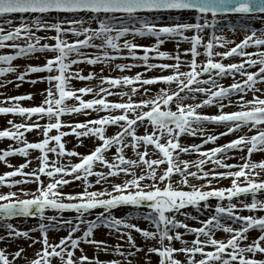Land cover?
<instances>
[{
    "label": "snow or ice",
    "instance_id": "snow-or-ice-1",
    "mask_svg": "<svg viewBox=\"0 0 264 264\" xmlns=\"http://www.w3.org/2000/svg\"><path fill=\"white\" fill-rule=\"evenodd\" d=\"M251 12L264 14V0H0L3 19L0 49L14 51V55H0V62L9 65L0 67V76L18 72L19 84L25 82L27 74L47 73L28 82L49 85L39 106H21V102L33 98L31 95L9 97V106H0V114L21 118L19 123L8 120L10 127L0 130V139L22 145L0 151V162L13 156L28 158L32 150L38 152L33 158L37 167L32 171L26 172L28 163H21L13 166L14 170L0 174V185L9 189H19L29 183L38 186L31 192L9 190L0 194V227L7 230L8 239L29 238L30 232L40 233L31 243L41 244L42 251L36 252V258L27 264H105L99 257L107 255L109 247L92 238L98 227L114 230L118 239L124 238L133 251L137 245L132 230L141 235L148 264H264V259L252 258L264 256V180L254 179L264 175V50L259 51L258 59L249 50L250 45L264 49V33L245 34L235 46H229L230 50L215 51L216 60L213 59L214 44L226 42L223 37L207 34V29L216 23L218 13ZM192 13L195 22L185 20ZM209 13L211 24L205 17ZM39 32L45 35H38ZM48 32L53 35L44 43ZM192 32L195 34L189 36ZM62 37H70L75 42ZM21 38L23 46L19 43ZM139 39L153 42L140 46ZM165 43H173L172 51L176 53L181 51L182 44L187 45L186 58L160 50ZM86 49L97 52L89 58ZM138 49L142 55L137 54ZM33 53L44 60L42 65L27 66L23 70L11 66L16 59ZM200 56L206 58L205 63H197ZM223 57L239 62H219ZM118 60L132 62L117 63ZM81 62L100 65L101 74L82 75L79 70L71 71ZM113 65L121 75L113 78L102 74ZM134 68L161 74L151 78H145L141 71L123 74ZM223 78H232L233 82L223 86L220 83ZM93 79L99 81L95 90L93 87L74 89L71 85L73 80ZM173 87L175 90H170ZM85 94H92L94 98L83 99ZM112 96L118 98L117 102L109 101L108 97ZM135 96L139 97L138 101L132 98ZM121 97L125 99L120 100ZM69 100L73 101L71 105ZM207 109L215 111L205 114ZM68 114L84 118L82 122L67 125L71 133L62 130L66 127L62 118ZM32 118L46 119L47 123H34ZM145 125L150 127L151 134L138 135L136 129ZM209 125L223 130L205 135ZM109 126H119V130L110 135L106 131ZM32 131L41 134L38 142H28L25 138V133ZM70 134L79 138L81 144L87 138L98 146L82 156L75 150L66 152L62 138ZM196 136L204 137V144L226 136L235 138L208 151H201L199 143H192L190 147L181 145L182 138ZM141 146L154 147L156 158L146 159L145 153L139 151L137 159H125L126 147L136 151ZM110 149L115 153L111 163L105 158ZM230 150L241 152L242 162L235 165L238 169L235 171L224 159ZM187 152L204 158L191 166L184 160L181 166L176 161L179 154ZM49 153L76 157L79 162L61 166L49 159ZM254 154L262 157L259 163L252 162ZM137 160L139 173L133 171ZM209 161L224 169L212 173L211 178L227 177L230 187L202 190L190 183V177L209 178V172L204 169ZM97 165L107 170V176L94 171ZM157 166H162V170L157 171ZM120 173L132 178L110 183V191L90 190L93 183L101 185L107 182V177L117 178ZM14 177L20 178L10 179ZM72 182H77L81 191L65 195L62 189ZM183 187L188 190H182ZM210 198L217 202L213 205ZM225 198L227 204L220 203ZM237 202L248 215L238 214ZM117 206H138V210L146 211L142 220L148 227L141 230L136 223L117 218L113 214ZM213 207L215 211L211 212ZM189 208L197 212L201 208L209 209L211 217L202 221V227H190L185 221L195 220L196 216L189 217ZM48 210L54 214L46 215ZM64 213L73 214L65 218ZM225 215L229 220H224ZM13 218H34L38 228L18 231L10 222ZM50 228L67 229L68 234L58 244L50 245L47 236ZM121 228L126 231L121 232ZM215 230H222L230 238L226 241L214 238ZM250 231L256 232L251 240ZM184 232L196 238L187 241ZM177 242L180 247L175 246ZM148 243L152 246H147ZM83 245H95L99 249L95 260L90 261L83 252L78 258L74 255V250ZM205 246L212 250L205 251ZM112 250L124 255L118 241ZM23 254V250L16 251L10 258L0 250V264H20L19 257ZM107 264H118V261L112 259Z\"/></svg>",
    "mask_w": 264,
    "mask_h": 264
},
{
    "label": "rangeland",
    "instance_id": "rangeland-1",
    "mask_svg": "<svg viewBox=\"0 0 264 264\" xmlns=\"http://www.w3.org/2000/svg\"><path fill=\"white\" fill-rule=\"evenodd\" d=\"M235 16V15H232ZM195 16L192 15H188L185 17V20H187L188 22H195L194 19ZM209 23H212V17L209 16H205ZM18 20V18H17ZM228 21L231 22V24L235 27L232 28L231 30H223L222 26L224 25V23H222V21H220V23L218 24L217 21L216 23L212 26L209 27L207 29V34L209 37H211L212 35H216L217 37H223V40L226 42L224 44H214V55H213V59L216 60V56H215V51H221V50H230L229 46H235L236 43L239 42L240 39L243 38V36L245 34L247 35H251L253 32H255L257 35H260L261 33H264V15H250L249 17L246 18H242V17H231ZM3 23V19L0 18V24ZM14 26H18L17 24H14ZM6 28L8 26H5ZM38 35L44 36L45 34L42 32L37 33ZM195 34L194 32L192 33H188V35H193ZM47 38L43 41L44 43H48L50 41L51 36L53 35L52 32H48L47 34ZM201 35H203V33H201ZM64 39H68L70 43H74V39H71L70 37H62ZM82 38V37H81ZM123 38L121 39V41H119V43H122ZM146 42H150L152 43L153 41L148 40V39H139L138 40V44L140 46H147L145 43ZM206 42V41H204ZM19 43L21 44V46H23V38H21V40L19 41ZM187 48V45L182 44L181 45V51L179 53H176L173 50V43H165V45L163 46V48H161L160 50H164V51H170L171 54L175 55V54H180L182 59H185V49ZM249 50L252 52L253 54V58L254 59H258V53L261 50L264 49H260L257 48L255 46H249ZM88 55L89 58L96 54L97 50L96 49H86L85 50ZM137 54L138 55H142V51H140V49L137 50ZM0 55H14V51L12 49H0ZM126 55V52H125ZM150 55H152L150 53ZM47 58H51V57H47ZM44 62L43 59L38 58L37 54L33 53L30 56H25V57H20L18 59H16L14 62H11V66L14 68H17L18 70H23L24 68H26L27 66H40L42 65V63ZM117 63H131L132 61L130 60H118L116 61ZM150 62L152 63H161V62H167V61H159V60H150ZM206 62V58L203 56H200V58L198 59L197 63L198 64H202ZM219 62L222 63H230V62H239L238 59L237 60H233L231 57H223L219 60ZM8 64H4L3 62H0V67H8ZM252 68H255V66H252ZM79 70L81 72L82 75L87 74L88 72H93L96 75H100V65H96V66H89L83 62H81L78 66H73V68L71 69V71H77ZM256 71H258V69H255ZM136 71H141L144 73L145 78H151L157 75H160L161 73L156 72V71H148V72H144L143 68H134L131 69L127 72H124V75H133ZM19 73H6L3 76H0V106H9V103L7 102L9 97H14L17 95H31L33 98L31 100H24L23 102H21V106L23 107H28V106H39L42 103V97L45 93V90L48 88V84L46 82H38L36 84H31L28 81L32 80V79H39L41 76L43 75H47V73L44 74H27L25 77V82L23 83H19L16 81V76ZM105 76H110L115 78L116 76L121 75V73L115 69V66L113 65L112 69H108L105 72L102 73ZM164 74H168V73H164ZM233 82L232 78H223L220 83L223 86H228ZM99 84V81L97 79H93L91 81H84V82H79V81H75L73 80L71 82V85L74 89H78L79 87H93L94 90L97 88ZM107 87V85H105ZM136 87H140V85H135ZM159 89V85H157V91ZM113 91H116V89H112ZM120 90H126V89H120ZM170 90H175L174 87ZM153 95H155V91H153L152 93ZM83 99H92L94 98L92 94H85L83 97ZM98 98V97H97ZM134 100L138 101L139 97L135 96L132 97ZM146 98H151V97H146ZM110 102H117L118 98L116 96H112V97H108ZM120 100H123L125 98L121 97L119 98ZM73 103V101L69 100L68 104L71 105ZM228 111L233 110L232 108H228L226 109ZM215 111L214 109H207L205 110V114H207L208 112H212ZM104 115L107 114H112V113H101ZM115 114H122V113H115ZM83 117H78V118H74L71 116V114L65 115L62 118V124L66 125V127H63L62 130L71 133V128L67 127V125H70L72 123H77V122H82L83 121ZM8 120H12L14 123H19L21 122V118L14 116V115H8V114H0V130H4L5 127H10L7 125V121ZM32 121L34 123H47V120H39V118H32ZM117 130H119V126H109L106 131L111 135L114 134ZM223 129H218L214 126H207L206 129V133L207 134H211V133H219V131H222ZM136 132L138 135H143L145 132L151 134V130L150 127L148 125H145L143 127H138L136 129ZM52 134H55V132L53 131ZM25 138L27 139L28 142H38V140L41 138V134L36 132V131H32V132H27L25 133ZM235 137L233 136H226L223 138L218 139L215 143H207L204 144L203 143V139L204 137L201 136H196V137H192V138H182L180 140V143L182 146L185 147H190L192 143H199L201 144V151H208L213 147H217V146H221L224 145L225 143L229 142L231 139H233ZM87 139V138H85ZM62 142L65 143V150L70 151V150H75L79 155H87L90 154V152L92 150H94V148L96 146H98V144L95 141H89L87 140H83V144H81V141L79 138H75L74 136H72L71 134L68 135L67 137L62 138ZM125 142H127V137L125 138ZM166 142V141H165ZM22 145L17 144L14 141H10L6 138H2L0 139V151L5 150L7 147H20ZM139 151H143L145 153V157L146 159H153L156 158L155 156V152L157 150L154 149V147H144L141 146L139 147L136 151H131L129 150L127 147L125 148L123 155L125 156V159H137V153ZM115 153L114 150H108L105 153V158L111 163L113 162L112 158L114 157ZM174 155H176V153L174 152ZM38 156V152L36 150H32L30 152V156L28 158H23L20 156H13L10 158H6L5 162H0V167H4V166H11V164H16V165H20L21 163H28V167L25 169L26 172H30L33 169H35L37 167V163L36 160L33 159L34 157ZM204 157H201L198 153H194V152H187V153H181L179 154V159L176 161L177 163H180L181 166H183V161L187 160L189 161L190 166L194 164V162L198 159H201ZM217 158H220L219 156H217ZM49 159L50 160H55L57 162L58 165L61 166H68L72 163H77L79 162V159L76 157L70 158L67 156H63V157H58L55 153H49ZM206 159V158H205ZM225 162L228 164H232L233 168L231 169L232 171L238 170L235 165L241 163V152L240 151H232L230 150L227 154V156L224 158ZM262 159V157L258 154H254L251 156V160L254 163H259L260 160ZM144 168L146 169V166H144ZM204 169L206 171L209 172V178L208 179H203V178H197V179H192L191 177L189 178L190 183L194 186H196L197 188H200L202 190H214L216 188H227L230 187V179L225 177L223 179H212L211 178V174L214 172H219V171H223L224 169H219L217 166H214L210 161L207 162L204 166ZM94 170L95 171H107L105 168L100 167L99 165L94 166ZM141 170L140 168V162L137 160V165L136 167L133 169L134 172L139 173ZM162 170V166H157V171H161ZM193 171H196V169L194 167H192ZM0 174H3V169L2 171H0ZM107 176V174H106ZM124 177L123 173H120L119 176L117 178H112L113 181H119L120 179H122ZM132 177V176H131ZM17 179H19L20 177H16ZM109 177H107L108 179ZM12 179V178H10ZM66 179L72 180V177H66ZM254 179L257 180V182H259L260 180H264V175H260V176H256L254 177ZM106 182H102L101 185H95L93 183V189L95 190H107L110 191V189H106L103 188L101 186H103ZM175 186V185H174ZM243 186V185H241ZM38 186L35 183H29L26 185H22L19 187V189L17 187H13L12 189L7 188L6 186L0 185V194L2 193H6L7 191L11 190V191H34ZM182 190H188L187 187H183ZM63 193L65 195L67 194H75L79 191H81V189L79 188V186L77 185V182H72L70 183L68 186L64 187L62 189ZM21 198H29V197H23L21 196ZM235 199V198H234ZM64 202H68L67 200H65ZM216 199L215 198H210V203H212L213 205L216 203ZM220 203L222 204H227V198H225L224 201H221ZM238 203V208H237V212L238 214L241 215H248V211L247 210H241L239 208V202ZM215 209L214 207L211 209V212H214ZM211 212L209 211V209H204L201 208V210L199 212H197L195 209H191L189 208V217L191 216H196V219L193 220L191 218L187 219L185 222L188 223V225L190 227H202V221L205 219H209L211 217ZM54 214L51 210H48L46 212V215H52ZM73 213H64L65 218H68L70 215H72ZM117 218L123 219L126 222L127 221H131L133 223H136L138 227L141 228V230H144L146 227H148V225L143 222L142 217L143 215H146L147 212L144 211H140L138 210V206H134V207H127V206H117V209L114 211L113 213ZM253 215H256L255 213H253ZM94 218V216L92 217ZM224 220H229V218L225 215L224 216ZM13 226L16 228V230L18 231H25V230H29L31 228H38V225L35 221L34 218H24V219H16V220H12L10 221ZM230 223V221H229ZM126 230H124L123 228H121V232H125ZM259 230L257 229L256 232H258ZM256 232H252L250 231L249 233V240H251L252 237L256 236ZM67 229H51L48 231L47 236L49 239V243L50 245L53 244H58L59 243V239L62 237V235H64V237L67 236ZM83 232L81 231L79 233V235L82 236ZM131 235L134 238V243L137 245V248L135 251H133L130 246L126 243L124 238H119L118 239V235L114 232V230H106L103 227H98V229L94 230V235H93V239H95L96 241L100 242L101 244H107L109 247V252L107 255H102L99 258L105 262V264H107L108 261L115 259L118 261V264H140V261H143V264H148V254L146 252V250L142 247V245L145 243L144 238L139 235L138 233H136L134 230H132ZM214 238L217 239H223L226 241V239L230 238L229 234L223 233L222 230H215L213 232ZM184 239L187 241H191L192 239H195L196 237H194L192 234L190 233H183ZM0 237H3L4 239H0V250L5 251L6 255H9V257L11 258L14 253L16 251H20L23 250L25 254L21 255V257H19V261L20 264H27V262H30L31 259L36 258L35 253L36 252H40L42 251V245L41 244H32L31 241L33 239H38L40 237V233L38 231L36 232H30V237L29 238H24V237H20V238H11L8 239L7 238V230L0 227ZM73 238H76V236L74 235ZM258 238V237H257ZM118 241V246L121 248V251H123L124 255L121 256L120 252L114 251L112 250L113 246L117 244ZM155 243H158L155 242ZM147 246H152L151 243H148ZM176 247H180V243L177 242ZM208 250H212L210 248V246H205V251ZM99 251V249L96 248L95 245H91V246H87V245H83L81 246V248L79 250H74V255L78 258L81 253H85L88 257L89 260H95L97 257L95 255V253ZM138 252V256L137 253ZM252 258H257V259H264V256H260V255H255ZM56 260H59V258L57 257ZM152 260L155 262L156 257L155 255L152 256ZM238 264V262H237Z\"/></svg>",
    "mask_w": 264,
    "mask_h": 264
},
{
    "label": "bare ground",
    "instance_id": "bare-ground-1",
    "mask_svg": "<svg viewBox=\"0 0 264 264\" xmlns=\"http://www.w3.org/2000/svg\"><path fill=\"white\" fill-rule=\"evenodd\" d=\"M232 28H235L229 21H224V25L222 26V29L223 30H231ZM146 45H150L151 43L150 42H146L145 43ZM84 140H87V139H84ZM13 166H18V165H16V164H11V166H4V167H0V171H2V169H3V173L4 172H7V171H12V170H14V167ZM95 171V170H94ZM113 171H116L115 169H113ZM101 172H104L105 173V175L107 174V171H101ZM124 175V177L122 178V179H120L119 181H113L112 180V177H109L108 179H107V182L103 185V186H101V187H103V188H106V189H110L109 188V184L110 183H122L123 181H125L126 179H131L132 177L130 176V175H125V174H123ZM119 176V175H118ZM12 179H17L16 177H14V178H12ZM77 185H78V183H77ZM80 188V187H79ZM81 189V188H80ZM90 190H93L94 191V189H93V187L90 189ZM64 237V235H62V237L61 238H63Z\"/></svg>",
    "mask_w": 264,
    "mask_h": 264
},
{
    "label": "water",
    "instance_id": "water-1",
    "mask_svg": "<svg viewBox=\"0 0 264 264\" xmlns=\"http://www.w3.org/2000/svg\"><path fill=\"white\" fill-rule=\"evenodd\" d=\"M239 15H243V14H239ZM13 219H15V218H13Z\"/></svg>",
    "mask_w": 264,
    "mask_h": 264
}]
</instances>
